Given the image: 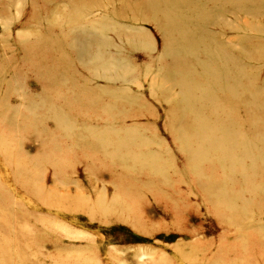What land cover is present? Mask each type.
Here are the masks:
<instances>
[{
  "label": "rangeland",
  "instance_id": "rangeland-1",
  "mask_svg": "<svg viewBox=\"0 0 264 264\" xmlns=\"http://www.w3.org/2000/svg\"><path fill=\"white\" fill-rule=\"evenodd\" d=\"M251 242L264 0H0V264H264Z\"/></svg>",
  "mask_w": 264,
  "mask_h": 264
},
{
  "label": "bare ground",
  "instance_id": "bare-ground-1",
  "mask_svg": "<svg viewBox=\"0 0 264 264\" xmlns=\"http://www.w3.org/2000/svg\"><path fill=\"white\" fill-rule=\"evenodd\" d=\"M232 64H234V63H232ZM234 66V65H233ZM234 69L235 70H237L236 69V67H234ZM240 72H242V70L240 71ZM220 98H222V97H220ZM253 98H254V96H253ZM228 100H227V102L229 103V104H232L233 105V103H237V102H235L233 99H231V98H227ZM245 99H246V97H243L242 99H241V101L238 103V105L239 104H243V102L245 101ZM226 100V99H225ZM228 126H229V124H228ZM233 127H234V125H232ZM247 126H249L250 127V124H247ZM226 127V126H225ZM197 137V136H196ZM207 144H211L210 142H209V140H208V143ZM212 145V144H211ZM256 197H258V196H256ZM167 207L173 212V213H177L176 212V210H178V205H175V204H171V205H167ZM264 246V244H260V243H257V244H255V243H253V242H251V245H250V248L251 249H253V247L254 246ZM253 254L251 253V256L250 257H247V261H246V264H255L254 262H253V259H254V257L252 256Z\"/></svg>",
  "mask_w": 264,
  "mask_h": 264
}]
</instances>
